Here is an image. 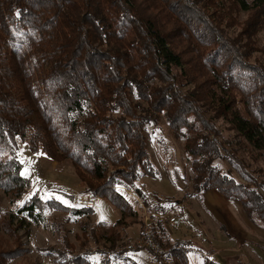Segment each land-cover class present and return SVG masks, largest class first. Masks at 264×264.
<instances>
[{"label":"trees","instance_id":"16d2710c","mask_svg":"<svg viewBox=\"0 0 264 264\" xmlns=\"http://www.w3.org/2000/svg\"><path fill=\"white\" fill-rule=\"evenodd\" d=\"M238 12L253 16L232 38L224 28ZM263 27L264 0H0V192L22 196L29 187L22 176L24 144L52 162L69 161L80 195L107 199L137 217L122 188L143 208L166 213L175 200L146 194L137 184L142 174L158 176L147 133L164 119L185 142L197 195L216 189L253 223H264V179L252 177L237 154L251 147L264 159V62L248 61L259 49L254 36ZM208 40L221 48L231 68L250 73L253 91L211 65ZM216 121L228 124L234 141L211 139L220 136ZM232 142L234 152L227 147ZM218 159H226L244 182L231 171L220 172ZM58 194L68 203L35 195L21 213L39 225L40 213L51 208L95 214V208L77 206L74 196ZM12 219L0 222V264L28 253ZM139 220L143 235L145 220ZM158 225L160 234L151 227L159 246V252L148 249L152 259L190 264L193 242L174 243L169 221ZM116 229L112 234L120 239ZM51 251L58 264H87L84 254ZM97 253L106 254L89 252ZM204 264L217 263L206 258Z\"/></svg>","mask_w":264,"mask_h":264},{"label":"rangeland","instance_id":"374dc122","mask_svg":"<svg viewBox=\"0 0 264 264\" xmlns=\"http://www.w3.org/2000/svg\"><path fill=\"white\" fill-rule=\"evenodd\" d=\"M252 16L251 12H238L237 15H232L228 23L230 25L224 28L225 34L232 38L239 36ZM254 38L261 52L257 49L258 51L251 56L248 61L252 64L256 62V58L264 62V27L260 29L258 35L255 34ZM208 41L211 46L209 51L211 65L221 69L225 75L237 78L246 90L253 91L256 83L251 79L250 73L231 68L225 55L221 53V48ZM187 88L184 85L182 90ZM211 116L210 113L206 117L210 119ZM214 124L215 128L219 129L220 136L211 135L212 140L234 141V133L228 131V124L224 121H216ZM151 131L154 132L150 133ZM147 136L153 168L159 173L157 177H146L142 174L137 184L145 187L146 194L153 192L161 197H170L175 200L174 205L166 212L169 218H176L175 224L169 223L168 232H171L175 241L191 240L193 242L189 253L190 264H204L206 258H210L217 264H264V223L261 221L253 223L239 205L229 201L222 194V198L228 202V212L224 202L211 200L208 193L197 195L192 183L190 162L184 151L185 142L182 138L177 139L173 135L164 119L156 129L149 128ZM21 146L22 176L30 180L29 187L25 189L22 196H7L0 192V222L14 218L12 219L13 229L16 230L28 253L25 257L13 260L9 264H25L26 262L58 264L53 256L48 255L51 250L57 256L59 253L55 252L56 250L84 254L87 264H106L108 261L110 264H159L152 259L148 249L135 252L140 250L138 243L142 236L139 218L142 220L143 217L145 220L156 210L150 211L143 208L141 201L137 200L132 191L129 193L126 189H119V192L133 204L137 217L117 210L107 199H101L93 215L78 216L64 213L57 208L46 209L40 213V225L25 212L21 213L24 204L35 195L45 201L57 198L68 203L58 192L68 190L78 194L81 188L69 161L52 162L43 152L34 154L27 145ZM227 147L234 152L237 147L236 142H232ZM242 148L245 152L243 154L237 152V154L244 160L247 171L257 180H263L264 174L260 175L258 171L264 172V159L260 158L251 147ZM215 165L220 172L231 171L239 182H244L226 159L215 160ZM209 191L219 194L216 189ZM127 192L133 198L128 197ZM262 194L264 196V191ZM154 218L152 226L160 222L156 217ZM119 220H122L124 224L114 227ZM20 221L24 223L22 227L19 225ZM113 228H117L120 239L112 234ZM2 235L10 240L4 232ZM97 238L100 240L97 241ZM133 244L137 247L133 248ZM97 249L105 252V256L98 253L89 254ZM105 258L108 259L105 260Z\"/></svg>","mask_w":264,"mask_h":264},{"label":"built area","instance_id":"2783aa9c","mask_svg":"<svg viewBox=\"0 0 264 264\" xmlns=\"http://www.w3.org/2000/svg\"><path fill=\"white\" fill-rule=\"evenodd\" d=\"M62 193L67 195V196H74L75 197V204L79 207H86V208L94 209L97 207V204L101 201V199L99 197L92 196V195L74 194L73 192H70L68 190H64V191H62ZM154 217H156L157 220H159V221H167V222L169 221L170 224H174L176 222V218L175 217L169 218L167 216V213H162V212H159L156 210L150 215V217L147 216V218L145 219V223H144L145 233L140 237V241H139L138 245L140 247L153 250L154 252H159V246L156 243V240L150 234L151 233V227H152L150 224H152V222L155 220ZM153 227L157 231V233L160 234V227H159L157 222L155 223V225ZM132 247L135 248V247H137V245L133 244Z\"/></svg>","mask_w":264,"mask_h":264},{"label":"crops","instance_id":"0c3cea01","mask_svg":"<svg viewBox=\"0 0 264 264\" xmlns=\"http://www.w3.org/2000/svg\"><path fill=\"white\" fill-rule=\"evenodd\" d=\"M208 193V195H209V197H210V199L211 200H213V199H216V200H218L219 202H224V205H225V207H227V212H228V202H227V200L226 199H224V198H222V196H221V194L219 193V194H217V193H215L214 191H208L207 192ZM225 197V196H224ZM231 215V214H230ZM232 217V216H231ZM233 218V217H232ZM232 220V219H231ZM230 220V222L232 223L233 222V220L231 221ZM235 220H236V218H235ZM234 220V221H235ZM236 222V221H235ZM173 226V225H172ZM234 226V228H235V225H233ZM170 235H171V238H172V240L173 241H175L174 240V238L172 237V234H171V232H170Z\"/></svg>","mask_w":264,"mask_h":264}]
</instances>
